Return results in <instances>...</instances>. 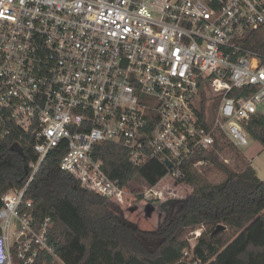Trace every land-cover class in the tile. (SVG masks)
I'll list each match as a JSON object with an SVG mask.
<instances>
[{"label": "built area", "instance_id": "built-area-1", "mask_svg": "<svg viewBox=\"0 0 264 264\" xmlns=\"http://www.w3.org/2000/svg\"><path fill=\"white\" fill-rule=\"evenodd\" d=\"M263 25L264 0H0V141L36 154L2 196L0 264H65L51 218L37 221L26 196L54 148L67 150L62 170L123 205L137 195L106 173L98 144L123 146L137 166L160 162L175 180L221 136L247 145L245 122L264 111V64L243 39ZM143 184L148 199L156 185ZM201 232L187 264H202Z\"/></svg>", "mask_w": 264, "mask_h": 264}, {"label": "trees", "instance_id": "trees-1", "mask_svg": "<svg viewBox=\"0 0 264 264\" xmlns=\"http://www.w3.org/2000/svg\"><path fill=\"white\" fill-rule=\"evenodd\" d=\"M243 45L257 52L264 64V25L250 31ZM245 128L264 146V111L246 121ZM14 142V138L0 141V208L3 194L22 186L27 177L24 166L36 158L25 147L24 161L11 150ZM95 150L106 173L131 189L138 178L153 187L167 174L165 165L157 161L134 165L121 145L103 143ZM66 151L65 145L50 151L26 193L33 201L36 220L51 218L49 242L65 264H187L182 260L190 247L188 234L198 229L202 232L194 252L202 264H264V180L250 164L236 171L221 159L223 154L233 155L245 162V156L225 137L187 163L185 181L192 192L155 232L125 223L106 198L62 170L59 163ZM198 160L220 168L225 179L212 182L208 170L193 165ZM219 224L226 228L215 232ZM141 232L163 241L150 250L139 238Z\"/></svg>", "mask_w": 264, "mask_h": 264}, {"label": "rangeland", "instance_id": "rangeland-1", "mask_svg": "<svg viewBox=\"0 0 264 264\" xmlns=\"http://www.w3.org/2000/svg\"><path fill=\"white\" fill-rule=\"evenodd\" d=\"M241 153L245 156V162L235 159L233 155H221V159L228 158L230 167L236 171H240L246 165L250 164L257 175L264 180V146L251 135L248 136V144L240 148ZM198 168L202 171L208 170V177L214 183L222 182L226 174L216 166L206 162L199 165ZM144 182L140 178L133 182L134 194L136 199H129L123 205L109 202V205L114 208L125 223L133 228H139L144 232L158 231L160 225L165 218L175 212L181 201L192 192V186L185 180H175L170 175H166L153 189L152 196L145 199L139 195L143 190ZM151 204L154 206V211L151 215H147L146 208ZM193 231L188 234V241L192 237ZM139 238L150 249L154 250L163 241L160 237H152L146 234L138 233Z\"/></svg>", "mask_w": 264, "mask_h": 264}, {"label": "water", "instance_id": "water-1", "mask_svg": "<svg viewBox=\"0 0 264 264\" xmlns=\"http://www.w3.org/2000/svg\"><path fill=\"white\" fill-rule=\"evenodd\" d=\"M11 150L17 152L20 156L23 157L24 161H26L25 152H24L23 148L18 143H14L11 146ZM24 169H25V174H28V167H27V165L24 166ZM153 211H154V206L151 205V204H149L147 206V208H146L147 215H151V213ZM225 228H226V226L224 224H219L218 227L216 228L215 232H218V231L223 230Z\"/></svg>", "mask_w": 264, "mask_h": 264}]
</instances>
